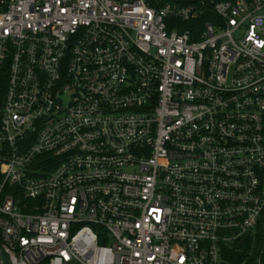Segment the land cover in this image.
<instances>
[{
	"label": "built area",
	"instance_id": "1",
	"mask_svg": "<svg viewBox=\"0 0 264 264\" xmlns=\"http://www.w3.org/2000/svg\"><path fill=\"white\" fill-rule=\"evenodd\" d=\"M264 252V0H0V264Z\"/></svg>",
	"mask_w": 264,
	"mask_h": 264
},
{
	"label": "trees",
	"instance_id": "2",
	"mask_svg": "<svg viewBox=\"0 0 264 264\" xmlns=\"http://www.w3.org/2000/svg\"><path fill=\"white\" fill-rule=\"evenodd\" d=\"M251 246L247 245L243 250H231L226 253L227 264H264V252L260 255L262 245L258 244L250 255Z\"/></svg>",
	"mask_w": 264,
	"mask_h": 264
},
{
	"label": "water",
	"instance_id": "3",
	"mask_svg": "<svg viewBox=\"0 0 264 264\" xmlns=\"http://www.w3.org/2000/svg\"><path fill=\"white\" fill-rule=\"evenodd\" d=\"M178 2H194V1H198V0H175Z\"/></svg>",
	"mask_w": 264,
	"mask_h": 264
}]
</instances>
